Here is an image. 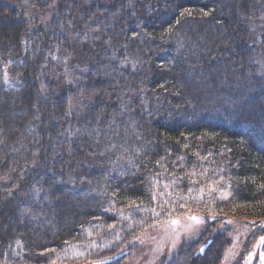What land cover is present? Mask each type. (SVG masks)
Masks as SVG:
<instances>
[{
    "label": "trees",
    "instance_id": "trees-1",
    "mask_svg": "<svg viewBox=\"0 0 264 264\" xmlns=\"http://www.w3.org/2000/svg\"><path fill=\"white\" fill-rule=\"evenodd\" d=\"M17 1L0 0V254L48 264L96 226L118 232L111 253L129 250L180 214L176 185L215 172L232 196L206 206L264 218V38L252 32L264 0H86L77 21L59 0L35 30ZM73 35L86 71L62 93L49 58L69 53ZM78 99L88 107L71 115ZM168 180L176 197L163 194ZM214 242L172 264H215Z\"/></svg>",
    "mask_w": 264,
    "mask_h": 264
},
{
    "label": "rangeland",
    "instance_id": "rangeland-1",
    "mask_svg": "<svg viewBox=\"0 0 264 264\" xmlns=\"http://www.w3.org/2000/svg\"><path fill=\"white\" fill-rule=\"evenodd\" d=\"M67 1L66 9L71 12L72 19L77 21L80 10L76 7L77 3L87 5V2L86 0ZM11 3L23 12V19L27 21L32 30L48 26L52 22L54 9L59 6V0H41L40 4L36 5H30L26 0ZM71 26L77 28L75 23ZM252 32L256 42L264 38L263 18L253 24ZM68 42L69 50H71L69 53L55 52L49 58L50 74L62 93L72 88L73 74H83L86 71L81 68L85 57L80 49L84 44H81L76 35L70 37ZM75 58L82 61H74ZM260 73L264 79V58L260 63ZM3 81L5 84H10V76L6 68H4ZM86 107H88V102L85 99H78L69 111L71 115L76 113L81 115L85 113ZM198 166L201 170H206L208 167L207 163ZM187 182L184 186L176 185L177 191L174 190L181 196L180 214L165 218L141 233L134 239V244L127 255L109 264H172L178 261L179 256L186 249L193 247L194 250L209 238L214 239L215 242L208 250L217 249L215 264L263 263L264 218L242 216L236 213L225 214L213 207L214 202L207 203L208 206H206L204 201H207L212 193L218 200V204L232 196L231 185L218 172H215L209 179H203L205 185L202 182L198 184L192 179ZM161 184L163 194L165 192L171 197H176L174 192L167 191L168 189L165 188V186L170 188L169 180ZM188 198H192V201L188 202ZM193 217L196 219H192ZM119 220L117 217L116 224L114 223L116 228L117 225L118 227L121 225ZM115 233L118 232H113L107 226L88 228L83 232L79 241L69 242L61 248L50 250L47 258L51 260L48 264H79L85 257L95 254V251L104 252L94 261L112 257L119 253L113 254L111 250H108L112 246L113 238L116 237H113ZM0 264H12V262L7 256L0 254Z\"/></svg>",
    "mask_w": 264,
    "mask_h": 264
},
{
    "label": "water",
    "instance_id": "water-1",
    "mask_svg": "<svg viewBox=\"0 0 264 264\" xmlns=\"http://www.w3.org/2000/svg\"><path fill=\"white\" fill-rule=\"evenodd\" d=\"M211 244V240H208L204 245H202L195 253V256H202L205 252V250L207 249V247ZM129 252V250H124L121 251L117 254H115L112 257L109 258H105L102 260H98V261H93L90 264H109V263H113L116 262L117 260L121 259L123 256L127 255ZM79 264H86V263H79ZM263 264V263H262Z\"/></svg>",
    "mask_w": 264,
    "mask_h": 264
},
{
    "label": "snow or ice",
    "instance_id": "snow-or-ice-1",
    "mask_svg": "<svg viewBox=\"0 0 264 264\" xmlns=\"http://www.w3.org/2000/svg\"><path fill=\"white\" fill-rule=\"evenodd\" d=\"M192 219H196V218L193 217ZM172 223H176V222L175 221H172Z\"/></svg>",
    "mask_w": 264,
    "mask_h": 264
},
{
    "label": "bare ground",
    "instance_id": "bare-ground-1",
    "mask_svg": "<svg viewBox=\"0 0 264 264\" xmlns=\"http://www.w3.org/2000/svg\"><path fill=\"white\" fill-rule=\"evenodd\" d=\"M262 261H263V264H264V257H263Z\"/></svg>",
    "mask_w": 264,
    "mask_h": 264
}]
</instances>
